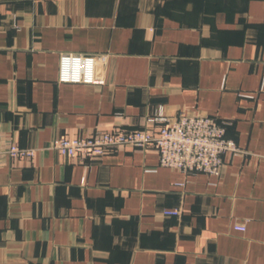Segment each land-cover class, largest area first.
<instances>
[{
  "label": "crops",
  "instance_id": "1",
  "mask_svg": "<svg viewBox=\"0 0 264 264\" xmlns=\"http://www.w3.org/2000/svg\"><path fill=\"white\" fill-rule=\"evenodd\" d=\"M61 52L107 53L99 81L58 82ZM160 109L215 117L243 152L216 176L152 146L49 147ZM9 140L35 154L0 156V264H264V0H0Z\"/></svg>",
  "mask_w": 264,
  "mask_h": 264
},
{
  "label": "built area",
  "instance_id": "2",
  "mask_svg": "<svg viewBox=\"0 0 264 264\" xmlns=\"http://www.w3.org/2000/svg\"><path fill=\"white\" fill-rule=\"evenodd\" d=\"M106 59L107 53L61 52L57 81L98 82V68ZM147 121L157 123L156 129L113 128L81 137L64 136L53 139L49 147L62 155L99 159L109 147L152 146L158 154V164L162 167L187 174L204 172L216 176L223 165V153L243 152L233 139L225 136V125L208 114L180 110L168 115L160 109ZM34 154L35 149L20 147L13 140L0 144V156L10 159L31 157ZM179 213L178 207L163 209L165 216H177ZM234 227L242 231L245 229L241 224Z\"/></svg>",
  "mask_w": 264,
  "mask_h": 264
}]
</instances>
